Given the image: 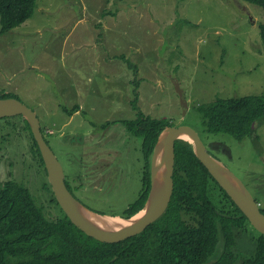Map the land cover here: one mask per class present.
Instances as JSON below:
<instances>
[{"label":"rangeland","instance_id":"rangeland-1","mask_svg":"<svg viewBox=\"0 0 264 264\" xmlns=\"http://www.w3.org/2000/svg\"><path fill=\"white\" fill-rule=\"evenodd\" d=\"M262 24L264 10L242 0H37L30 19L0 36V90L36 114L68 181L83 175L89 188L71 181L70 189L93 212L120 217L142 188L141 139L120 123L134 118L135 82L143 114L193 128L206 146L226 145L227 157L208 150L264 211V120L255 125L258 141H238L207 133L195 110L264 95ZM23 119H0V186L24 185L55 221L62 212L39 189L43 175ZM248 225L235 230L239 260L255 254L258 234Z\"/></svg>","mask_w":264,"mask_h":264},{"label":"trees","instance_id":"trees-1","mask_svg":"<svg viewBox=\"0 0 264 264\" xmlns=\"http://www.w3.org/2000/svg\"><path fill=\"white\" fill-rule=\"evenodd\" d=\"M242 1L264 10V0ZM36 4L37 0H0V36L30 19ZM260 35L264 47V24L260 26ZM122 59L137 73L131 61L124 56ZM139 86L140 82L134 83L132 104L136 118L123 122L141 139L144 161L140 194L120 216L127 220L143 210L149 199L151 160L160 134L167 127L181 126L172 120L144 115L137 105ZM10 98L16 97L0 90V100ZM195 110L209 134H227L238 141L251 137L258 141L253 135L256 123L264 120V95L217 99ZM23 122L34 156L47 176L30 125L25 119ZM45 141L49 145L46 138ZM173 181L170 205L159 220L138 236L107 244L87 236L72 224L48 181L45 187L62 212V217L55 221L46 217L44 208L35 203L27 187L9 179L0 186V264H264V235L259 232L255 254L239 260L235 230L250 223L198 160L188 141L175 143ZM227 207L230 210L226 211ZM221 236L224 243L217 254Z\"/></svg>","mask_w":264,"mask_h":264},{"label":"water","instance_id":"water-1","mask_svg":"<svg viewBox=\"0 0 264 264\" xmlns=\"http://www.w3.org/2000/svg\"><path fill=\"white\" fill-rule=\"evenodd\" d=\"M174 85L181 98L186 115L188 105L183 99V91L178 82ZM22 116L30 125L34 139L39 147L54 196L73 225L87 236L107 244H116L142 234L159 220L167 211L174 191L175 143L178 140L192 144L198 160L210 175L227 193L235 205L246 216L251 226L264 235V214L244 183L222 162L213 157L199 134L191 127H167L159 136L151 160V191L149 199L139 213L131 219L134 221L123 230L109 231L101 227L103 218H120L101 215L78 201L67 188L64 169L57 156L47 144L41 132L36 114L15 98L0 100V119ZM153 204L148 207L150 200ZM122 219V218H120Z\"/></svg>","mask_w":264,"mask_h":264},{"label":"flooded vegetation","instance_id":"flooded-vegetation-1","mask_svg":"<svg viewBox=\"0 0 264 264\" xmlns=\"http://www.w3.org/2000/svg\"><path fill=\"white\" fill-rule=\"evenodd\" d=\"M129 86H131V85H133V84H131V82L128 84ZM133 103V102H132ZM131 103V106H132V109H133V111L135 112V114H134V118H132V119H126V120H121L120 121V123H121V125L122 126H125L124 124H123V122H126V121H131V120H134L136 117V111L134 110V108H133V104ZM133 112V113H134ZM122 114H123V112H122ZM145 115V114H144ZM107 124V126H105ZM105 125H102V131H106L108 128H109V126H110V123L108 122V123H106ZM126 130H127V128L125 129V132H126ZM255 136V134L253 135V137ZM206 146V145H205ZM207 149L208 148H211V149H213V151H215V152H218V153H222V154H225V156L227 157V156H230V154H231V152H230V149L226 146V145H224V144H222V143H212V144H208L207 146ZM52 149V148H51ZM142 150V149H141ZM209 151V150H208ZM210 153V152H209ZM144 162V161H143ZM41 166V165H40ZM107 166V165H106ZM87 168H88V170L90 171V167H88L87 166ZM40 169H41V171H42V175H43V179H42V181L39 183V189H41V190H43V191H45V192H49V190L48 189H46V187H45V182L46 181H48V174H47V176H45L44 175V171H43V168L42 167H40ZM64 173H65V171H64ZM92 175V173L90 172H88V175ZM105 178V177H104ZM103 178V179H104ZM88 179L90 180L89 182H91L92 181V178L90 177V176H88ZM71 181H76V182H78L77 184L80 186V188L81 189H85V188H89V186H85V184H84V177H83V175H81V174H79V175H75L74 177H71V178H69V181H68V179H67V176H66V173H65V183H66V186H67V188L70 190V192L74 195V193L71 191V189H70V183L69 182H71ZM264 184V183H263ZM258 187V186H257ZM255 188V192H257V194L258 193H260V194H262V190L259 188ZM249 190V189H248ZM250 192V191H249ZM251 195H252V193H251ZM253 196V195H252ZM74 197L79 201V199L74 195ZM253 198L255 199V201L258 203V201H257V199L253 196ZM81 202V201H80ZM84 205V204H83ZM258 205H259V203H258Z\"/></svg>","mask_w":264,"mask_h":264},{"label":"bare ground","instance_id":"bare-ground-1","mask_svg":"<svg viewBox=\"0 0 264 264\" xmlns=\"http://www.w3.org/2000/svg\"><path fill=\"white\" fill-rule=\"evenodd\" d=\"M151 203L153 204L152 199L150 200L148 207L151 205ZM132 221H134V219L127 220V219H120V218H103V220L101 221V227H104L106 228V230H109V231H118V230H123L126 227H128Z\"/></svg>","mask_w":264,"mask_h":264}]
</instances>
